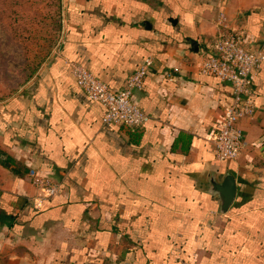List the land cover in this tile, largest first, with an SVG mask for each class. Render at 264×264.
Listing matches in <instances>:
<instances>
[{"label":"crops","instance_id":"1","mask_svg":"<svg viewBox=\"0 0 264 264\" xmlns=\"http://www.w3.org/2000/svg\"><path fill=\"white\" fill-rule=\"evenodd\" d=\"M220 28L264 51V0H63L51 56L0 99V264H264V61L247 146L217 160L232 87L202 67ZM148 59L134 101L150 119L104 124L73 65L122 89ZM226 173L221 213L211 179Z\"/></svg>","mask_w":264,"mask_h":264},{"label":"built area","instance_id":"2","mask_svg":"<svg viewBox=\"0 0 264 264\" xmlns=\"http://www.w3.org/2000/svg\"><path fill=\"white\" fill-rule=\"evenodd\" d=\"M264 61L263 49H250L242 34L220 28L212 45L211 55L205 60L202 71L218 77L232 87L233 99L226 109L214 142L217 160L236 161L247 146L240 121L254 114L255 103L251 99L253 79ZM150 60L133 73L124 88L110 87L85 67L74 64L72 72L77 85L104 108L103 123L124 127L130 132L141 128L150 116L134 101L137 89L143 86ZM37 184L50 196L60 191V184L46 177H39Z\"/></svg>","mask_w":264,"mask_h":264},{"label":"rangeland","instance_id":"3","mask_svg":"<svg viewBox=\"0 0 264 264\" xmlns=\"http://www.w3.org/2000/svg\"><path fill=\"white\" fill-rule=\"evenodd\" d=\"M57 10V0H0V99L53 50Z\"/></svg>","mask_w":264,"mask_h":264},{"label":"water","instance_id":"4","mask_svg":"<svg viewBox=\"0 0 264 264\" xmlns=\"http://www.w3.org/2000/svg\"><path fill=\"white\" fill-rule=\"evenodd\" d=\"M212 192L220 199L219 211L226 213L235 201L237 194V182L234 175L226 173L221 182L211 179Z\"/></svg>","mask_w":264,"mask_h":264},{"label":"trees","instance_id":"5","mask_svg":"<svg viewBox=\"0 0 264 264\" xmlns=\"http://www.w3.org/2000/svg\"><path fill=\"white\" fill-rule=\"evenodd\" d=\"M57 12L56 14L53 15V17L56 19V22H57V34L60 35L61 33V30H62V12H63V0H57ZM54 48L56 46V42L54 43ZM53 48V50H54ZM52 50V51H53ZM52 51H49V53L43 58V60L36 66L33 68V70L30 72V73H26L25 75V78H24V81L22 84L26 83L27 81H29L36 73L37 71L40 69V67L45 63L47 62V60L49 59V57L51 56L52 54ZM20 85H18L19 87ZM16 92V91H15ZM14 93V92H12ZM11 93V94H12ZM2 154V153H0ZM3 164L7 165L6 161H1Z\"/></svg>","mask_w":264,"mask_h":264}]
</instances>
